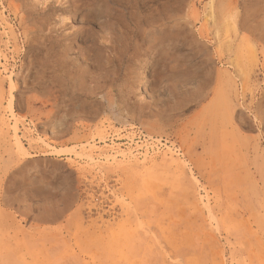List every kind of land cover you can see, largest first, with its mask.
<instances>
[{
	"label": "rangeland",
	"instance_id": "1",
	"mask_svg": "<svg viewBox=\"0 0 264 264\" xmlns=\"http://www.w3.org/2000/svg\"><path fill=\"white\" fill-rule=\"evenodd\" d=\"M208 1L155 0L112 96L69 109L29 40L62 6L0 0V264H264V0Z\"/></svg>",
	"mask_w": 264,
	"mask_h": 264
},
{
	"label": "bare ground",
	"instance_id": "2",
	"mask_svg": "<svg viewBox=\"0 0 264 264\" xmlns=\"http://www.w3.org/2000/svg\"><path fill=\"white\" fill-rule=\"evenodd\" d=\"M55 1L62 6V15L58 20L45 24L42 31H34L29 40L43 55V63L52 68L49 79L54 81L51 85L57 88V94H53L54 89L49 86H46L47 92L55 101L60 99L61 105L70 107L69 109L76 108L79 99H109L124 58L131 51L132 55L135 54L136 48L147 41L143 38L139 42L136 38L139 30L143 26L154 24L172 11L170 2L158 6L155 0H103L99 5H92H98L94 18L88 20L82 17L73 21L68 13L75 7L74 1ZM213 3L214 0L208 1L209 13L205 14L208 17L214 9ZM234 8L238 10L239 7L236 5ZM229 9L226 7L220 10L221 22L227 26L236 25L239 13L232 14ZM260 32V38L264 41V28ZM250 52V58L256 61L255 51ZM138 65H141L139 71L143 76L146 63L143 61ZM55 106L58 107L57 103Z\"/></svg>",
	"mask_w": 264,
	"mask_h": 264
}]
</instances>
